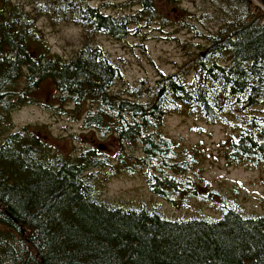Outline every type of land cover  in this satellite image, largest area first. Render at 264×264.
I'll return each instance as SVG.
<instances>
[{"label":"trees","instance_id":"trees-1","mask_svg":"<svg viewBox=\"0 0 264 264\" xmlns=\"http://www.w3.org/2000/svg\"><path fill=\"white\" fill-rule=\"evenodd\" d=\"M155 1L0 0V264H264V213L247 215L216 192L197 171L203 151L160 131L174 114L221 125L225 163L264 171V0H205L208 9L181 24L205 43L189 58L191 83L179 72L117 93L120 69L92 39L140 34L158 18ZM113 7L133 12H105ZM39 19L83 30L70 59L51 53ZM46 82L54 92L43 100ZM31 105L113 136L116 155L65 156L17 130L10 114ZM119 173L141 174L174 207L205 203L217 216L170 219L156 207L106 202L103 183Z\"/></svg>","mask_w":264,"mask_h":264},{"label":"rangeland","instance_id":"rangeland-1","mask_svg":"<svg viewBox=\"0 0 264 264\" xmlns=\"http://www.w3.org/2000/svg\"><path fill=\"white\" fill-rule=\"evenodd\" d=\"M26 5L28 0H12ZM119 2V0H115ZM205 0H181L172 4L161 0L155 1L156 22L149 28H142L140 34L134 32L122 41H115L105 36H95L92 41L98 45L104 56L119 67L121 79L114 84L117 93H126L138 87L153 85L160 76L185 72L184 80L191 83L192 67L188 61L198 48L204 45L203 39L188 29L181 27L184 21H194V16L208 9ZM92 6H98L92 3ZM119 5V4H115ZM29 9V8H28ZM111 15H123L133 12L126 8H111L105 11ZM38 27L43 32L50 51L66 60L70 59L83 41V30L71 24L51 25L45 19H39ZM215 25L210 22L201 26L203 33ZM54 88L50 83H43L38 90L40 98L48 100ZM31 105L10 114L13 126L18 130L27 127L34 131L50 149L62 155L76 156L84 149L92 148L103 156L114 158L117 153L113 136L101 138L93 131L84 130L82 123L69 117L66 111ZM161 133L186 149L199 148L203 151L197 171L209 181L214 190L235 204L247 215L264 213V171L250 169L242 165L228 166L222 154V142L227 132L221 125H207L194 116L174 114L167 116L160 129ZM91 139L97 140L96 146ZM104 146V150L97 149ZM105 178L107 169L97 171ZM102 199L133 206L156 207L170 219L217 216V209L212 205L192 201L188 207H174L154 196L148 189L141 174L119 173L103 183Z\"/></svg>","mask_w":264,"mask_h":264},{"label":"water","instance_id":"water-1","mask_svg":"<svg viewBox=\"0 0 264 264\" xmlns=\"http://www.w3.org/2000/svg\"><path fill=\"white\" fill-rule=\"evenodd\" d=\"M252 2H254L256 4V7H259V5H257L258 3L255 0H251ZM99 150H104L105 147L104 146H98Z\"/></svg>","mask_w":264,"mask_h":264},{"label":"flooded vegetation","instance_id":"flooded-vegetation-1","mask_svg":"<svg viewBox=\"0 0 264 264\" xmlns=\"http://www.w3.org/2000/svg\"><path fill=\"white\" fill-rule=\"evenodd\" d=\"M97 140H95V139H91L90 141H89V143L91 144V145H95L96 146V144H97Z\"/></svg>","mask_w":264,"mask_h":264}]
</instances>
